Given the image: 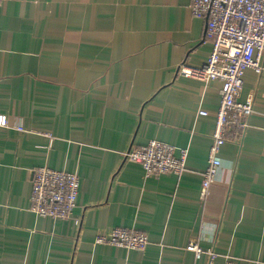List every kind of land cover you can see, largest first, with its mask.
Segmentation results:
<instances>
[{
    "label": "crops",
    "instance_id": "1",
    "mask_svg": "<svg viewBox=\"0 0 264 264\" xmlns=\"http://www.w3.org/2000/svg\"><path fill=\"white\" fill-rule=\"evenodd\" d=\"M206 23L190 0L0 1V264H206L191 240L216 262L264 264V69L245 70L253 112L241 135L229 129L202 196L221 81L177 68L209 55ZM149 139L188 147L182 172L146 177L125 160ZM41 165L78 174L70 218L30 209ZM115 226L147 245L96 243Z\"/></svg>",
    "mask_w": 264,
    "mask_h": 264
},
{
    "label": "built area",
    "instance_id": "2",
    "mask_svg": "<svg viewBox=\"0 0 264 264\" xmlns=\"http://www.w3.org/2000/svg\"><path fill=\"white\" fill-rule=\"evenodd\" d=\"M190 9L193 15H206L204 38L211 42L212 48L200 66L181 63L177 72L204 82L221 81L208 164L201 182V195L205 196L216 179L221 164L218 152L229 129L233 126L241 135L253 112L252 104L241 100L240 94L245 70L253 68L260 73L264 69L261 61L264 53V0H190ZM198 114L205 115L207 111L199 109ZM7 125V114L0 113V126ZM16 128L24 130L21 125ZM123 155L125 160L140 163L146 177L168 171L180 173L186 165L188 147L180 148L176 154L172 144L149 139L145 144L130 146ZM79 184L76 172L52 169L47 165L35 167L30 209L53 219L70 218L76 206ZM95 241L127 249H144L148 234L135 227L115 226L99 233ZM188 248L197 256L206 254V264H234L228 256L216 262L215 250L211 247L204 249L197 241H189Z\"/></svg>",
    "mask_w": 264,
    "mask_h": 264
}]
</instances>
